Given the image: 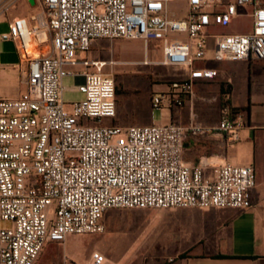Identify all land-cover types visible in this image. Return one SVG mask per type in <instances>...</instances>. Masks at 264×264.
<instances>
[{"label": "built area", "instance_id": "obj_1", "mask_svg": "<svg viewBox=\"0 0 264 264\" xmlns=\"http://www.w3.org/2000/svg\"><path fill=\"white\" fill-rule=\"evenodd\" d=\"M19 0H0V16ZM26 17H13L0 41L14 44L24 92L0 99V264H36L44 248L68 237L105 232L110 209L252 207V166L225 163L205 176V164L183 162V141L207 131L198 124L107 125L116 116L113 61L83 55L98 40L161 43L159 64L187 72L167 92L151 98L152 110L181 108L197 81L218 76L205 61H264V0H34ZM181 3L182 17L171 11ZM251 8L249 33H210ZM1 68V67H0ZM72 77L84 99L66 103L63 80ZM229 109L217 130L238 140ZM54 206L53 213L51 207ZM95 251L88 264H104Z\"/></svg>", "mask_w": 264, "mask_h": 264}, {"label": "crops", "instance_id": "obj_2", "mask_svg": "<svg viewBox=\"0 0 264 264\" xmlns=\"http://www.w3.org/2000/svg\"><path fill=\"white\" fill-rule=\"evenodd\" d=\"M83 56L102 61L90 54ZM196 67L214 69L218 76L195 82L193 96L183 107L159 110L158 123L152 116L151 98L155 94L151 95L148 108L137 102L124 107L118 95L115 118L104 122L122 127L153 124L188 127L194 123L207 128L196 135H185L183 162L190 167L203 162L206 177L212 175L213 166L225 163L252 166L256 180L251 191L252 207L244 210H154L160 235L140 249L145 253H160L153 257L154 260H148L151 258L146 255L138 262L109 260V264H264V61H205ZM186 76L187 72L183 70L180 77H173L164 84L165 89L158 94L167 92L172 81ZM20 85L21 77L6 74L0 68V99L18 98L25 90L24 85L23 88ZM225 107L229 109L231 119L240 125L236 142H230L217 130ZM60 244L64 245V242ZM93 252L87 251L80 262L53 260L39 264H88Z\"/></svg>", "mask_w": 264, "mask_h": 264}, {"label": "rangeland", "instance_id": "obj_3", "mask_svg": "<svg viewBox=\"0 0 264 264\" xmlns=\"http://www.w3.org/2000/svg\"><path fill=\"white\" fill-rule=\"evenodd\" d=\"M181 3H172L171 11L178 17L184 15ZM37 8L30 7L24 0H19L8 13L0 16V36L8 33V22L13 17H26L34 13ZM242 16L233 19L230 23L210 29V33H249L251 31V19L248 14L251 8L239 7ZM87 55L101 59L102 61H113V66L105 67V72L114 77L116 82L117 96L124 107H129L132 102H137L148 108L151 95L165 89L171 78L180 77L183 70L178 67H167L159 64L143 65L142 62H159L162 60L161 43L149 41L146 48L141 39H116L98 40L92 43ZM19 58L15 46L10 41H0V67L6 74H12L20 79V70H12L18 65ZM75 80L66 77L63 80V99L66 103L81 101L84 95L74 88ZM23 88V85H20ZM153 121L158 123L159 110L153 111ZM105 121V120H104ZM54 206L51 207L53 213ZM154 210L139 209H110L105 212L103 222L105 232L96 235H84L68 237L64 245L60 243L48 244L38 259L41 261L66 262L70 260L80 262L85 258L87 251H97L106 258L104 264L112 261H134L138 262L148 255V260H154V256L160 252H143L140 247L147 245L155 237L160 235L158 216ZM147 212V213H146ZM145 213V214H144ZM10 225L0 221V228ZM130 250V251H127Z\"/></svg>", "mask_w": 264, "mask_h": 264}, {"label": "water", "instance_id": "obj_4", "mask_svg": "<svg viewBox=\"0 0 264 264\" xmlns=\"http://www.w3.org/2000/svg\"><path fill=\"white\" fill-rule=\"evenodd\" d=\"M28 2L33 5L34 4V0H28Z\"/></svg>", "mask_w": 264, "mask_h": 264}, {"label": "trees", "instance_id": "obj_5", "mask_svg": "<svg viewBox=\"0 0 264 264\" xmlns=\"http://www.w3.org/2000/svg\"><path fill=\"white\" fill-rule=\"evenodd\" d=\"M116 95H117V92H116Z\"/></svg>", "mask_w": 264, "mask_h": 264}]
</instances>
